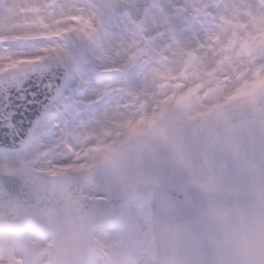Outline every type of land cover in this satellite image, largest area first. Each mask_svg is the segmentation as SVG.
Listing matches in <instances>:
<instances>
[{
    "label": "snow or ice",
    "instance_id": "6c2138e0",
    "mask_svg": "<svg viewBox=\"0 0 264 264\" xmlns=\"http://www.w3.org/2000/svg\"><path fill=\"white\" fill-rule=\"evenodd\" d=\"M53 69L101 107L0 154V264H264V0H0V94Z\"/></svg>",
    "mask_w": 264,
    "mask_h": 264
},
{
    "label": "water",
    "instance_id": "95a60500",
    "mask_svg": "<svg viewBox=\"0 0 264 264\" xmlns=\"http://www.w3.org/2000/svg\"><path fill=\"white\" fill-rule=\"evenodd\" d=\"M107 3L109 0H98ZM65 78L63 69H53L44 80L33 77L22 90L13 91L9 97L0 94V148L18 143L40 119ZM3 83L0 78V84ZM6 142V143H5Z\"/></svg>",
    "mask_w": 264,
    "mask_h": 264
},
{
    "label": "rangeland",
    "instance_id": "374dc122",
    "mask_svg": "<svg viewBox=\"0 0 264 264\" xmlns=\"http://www.w3.org/2000/svg\"><path fill=\"white\" fill-rule=\"evenodd\" d=\"M26 48L27 45L23 43H15L10 45V51L14 54L15 53L22 54ZM116 79H118V75L115 73L103 74L96 71H89L88 73L89 83L91 85V88L94 90L101 89L103 88L104 85L109 84L110 82ZM73 83H74V78L67 74L65 85L63 88L67 90L72 87ZM92 98L93 97L91 92L87 89L73 91L71 93V98H68V94L66 92L65 97L59 101L61 105L60 111H55L56 104L54 102L52 103V107L54 110L53 111L54 119L52 120V124H56L60 121H67L68 119L71 118L72 115L77 113L82 116H85L92 114L94 111L100 110L101 103L99 102L91 106L88 105L89 99ZM105 99L107 100L108 98L106 97ZM40 127L43 132H46L48 129V125L44 121L40 123ZM2 153L3 152L0 151V154Z\"/></svg>",
    "mask_w": 264,
    "mask_h": 264
}]
</instances>
